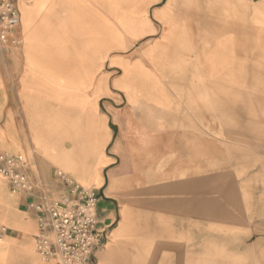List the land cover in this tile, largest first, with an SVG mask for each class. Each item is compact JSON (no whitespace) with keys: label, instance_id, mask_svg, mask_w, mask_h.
Instances as JSON below:
<instances>
[{"label":"crops","instance_id":"crops-1","mask_svg":"<svg viewBox=\"0 0 264 264\" xmlns=\"http://www.w3.org/2000/svg\"><path fill=\"white\" fill-rule=\"evenodd\" d=\"M240 1L17 0L19 45L0 47V152L23 155L34 181L54 177L63 191L62 173L96 190L107 240L94 264L109 243L129 233L125 199L134 195L126 183L134 182V167L187 151L196 133L193 119L218 115L219 90L251 85L252 32L245 23L251 5L257 4L254 14L264 13V0H243L245 13ZM226 6L239 12L224 15ZM75 101L91 106L75 111ZM63 110L67 148L49 138L50 124L61 126L50 119ZM76 112L88 122L77 140ZM34 146L52 160H36L40 177L24 154ZM43 184L50 195L62 192ZM30 200L11 195L0 178V229L6 230L0 231V264H52L34 251ZM258 243L264 264V237Z\"/></svg>","mask_w":264,"mask_h":264},{"label":"rangeland","instance_id":"rangeland-1","mask_svg":"<svg viewBox=\"0 0 264 264\" xmlns=\"http://www.w3.org/2000/svg\"><path fill=\"white\" fill-rule=\"evenodd\" d=\"M239 3L245 13L249 8L243 0ZM236 8L226 6L223 14L238 13ZM256 8L250 6V22L245 23L252 32L251 85L219 90L218 115L193 119L196 133L187 151L172 150L168 159L155 157L150 165L134 167V182L126 183L134 195L125 199L129 233L109 243L98 264H259L258 240L264 237V13L254 14ZM73 106L81 111L91 105L75 101ZM62 115L50 119L61 126L50 124L49 138L67 148L65 110ZM75 115L72 136L77 140L88 122ZM24 154L40 177L36 160L51 159L35 146L32 154ZM42 182L52 193L62 191L54 177Z\"/></svg>","mask_w":264,"mask_h":264},{"label":"built area","instance_id":"built-area-1","mask_svg":"<svg viewBox=\"0 0 264 264\" xmlns=\"http://www.w3.org/2000/svg\"><path fill=\"white\" fill-rule=\"evenodd\" d=\"M17 0H0V47L19 45L14 33L20 17ZM23 155L0 152V178L11 195L31 198L26 208L36 218L34 251L39 259L52 264H94L97 251L107 240L106 229L97 216L96 190L85 187L59 173L63 191L50 195L42 181H34ZM1 235L6 231L0 229Z\"/></svg>","mask_w":264,"mask_h":264},{"label":"bare ground","instance_id":"bare-ground-1","mask_svg":"<svg viewBox=\"0 0 264 264\" xmlns=\"http://www.w3.org/2000/svg\"><path fill=\"white\" fill-rule=\"evenodd\" d=\"M41 260V259H40ZM42 261V260H41ZM42 262H44V261H42Z\"/></svg>","mask_w":264,"mask_h":264}]
</instances>
